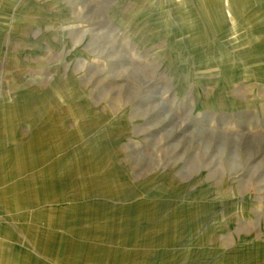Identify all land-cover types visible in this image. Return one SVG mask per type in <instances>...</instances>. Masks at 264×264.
I'll return each mask as SVG.
<instances>
[{"label":"rangeland","instance_id":"obj_1","mask_svg":"<svg viewBox=\"0 0 264 264\" xmlns=\"http://www.w3.org/2000/svg\"><path fill=\"white\" fill-rule=\"evenodd\" d=\"M234 3L0 0V264H264V0Z\"/></svg>","mask_w":264,"mask_h":264},{"label":"bare ground","instance_id":"obj_2","mask_svg":"<svg viewBox=\"0 0 264 264\" xmlns=\"http://www.w3.org/2000/svg\"><path fill=\"white\" fill-rule=\"evenodd\" d=\"M194 1V0H193ZM237 2H240L241 0H236ZM220 6L218 8L219 14L221 16H224L229 20V24L231 27L235 26L234 21V12L233 10L239 8L237 7L238 4L234 3V0H219ZM2 159H0V163H2ZM13 170V167L10 168V170ZM2 168H0V179L2 177ZM12 176V175H11ZM10 176V177H11ZM9 177V178H10ZM17 180H20V177L16 178ZM0 210H2L5 214H10L11 212L15 211V205L18 204L19 201H21L22 198H24L26 195H28V191H19L20 194H16L15 185H13L10 182H6L5 180H0ZM2 219V218H1ZM5 224H8V222H4ZM72 225L75 226L76 229L80 228L82 225L78 222H72ZM6 231L4 224L0 223V252L7 246L5 244L6 242ZM36 249V247L34 246ZM2 261H0L1 263ZM54 263V262H53Z\"/></svg>","mask_w":264,"mask_h":264}]
</instances>
